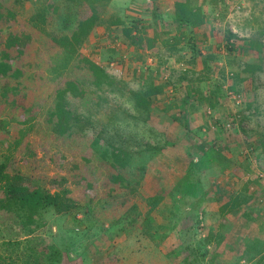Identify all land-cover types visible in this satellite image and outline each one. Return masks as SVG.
Here are the masks:
<instances>
[{
    "label": "rangeland",
    "instance_id": "374dc122",
    "mask_svg": "<svg viewBox=\"0 0 264 264\" xmlns=\"http://www.w3.org/2000/svg\"><path fill=\"white\" fill-rule=\"evenodd\" d=\"M176 1L107 0L96 17L72 0H0L4 13L14 12L0 32V55L6 51L14 68L0 76V161L10 157L30 185L65 189L73 198L69 213L51 217L52 235L41 233L58 248L60 264H264V49L251 47L252 41L264 47V0H188L206 17L195 28L193 51L182 35L171 49L156 35L175 33ZM77 18L95 24L64 65L63 37ZM133 19L144 26L129 38L124 29ZM8 32L18 48L5 49ZM79 56L102 67L107 84L95 86ZM67 79L92 100L87 109L67 96L65 108L82 120L60 134L49 112ZM146 88H153L156 107L152 133L131 128L126 99ZM21 128L27 132L17 143ZM104 140L130 151L149 147L130 155L133 166L123 169L98 148ZM204 151L212 166L189 173L172 195L190 160ZM219 153L229 165L215 158ZM246 162L254 179L244 178ZM162 191L171 193L144 230L141 213ZM237 196L245 201L231 210ZM175 207L179 213L164 223ZM6 253L0 240V255Z\"/></svg>",
    "mask_w": 264,
    "mask_h": 264
},
{
    "label": "trees",
    "instance_id": "16d2710c",
    "mask_svg": "<svg viewBox=\"0 0 264 264\" xmlns=\"http://www.w3.org/2000/svg\"><path fill=\"white\" fill-rule=\"evenodd\" d=\"M72 1L78 2V4H86L92 13L91 16L95 14L97 17V5L107 0ZM213 2H216V0ZM55 8L54 9L57 11L58 7L56 6ZM155 9L154 16L158 17L159 9ZM13 16L14 12L12 10H6V13H4L3 9L0 8V32L2 30L1 25L4 22H7L10 18H13ZM205 18L206 17L204 16L200 5L196 6L189 3L188 0L176 1L173 21L176 24L177 29L175 33L163 31V35L158 32L156 35L161 38L160 44L166 49L174 48L175 41L178 39L180 40L183 36L189 41L191 50H195V28L202 25ZM94 24L95 20L87 18H77L75 20V27L71 35L63 37L62 58L64 57V62H67L64 65L69 64L70 60L77 54V46H79L83 39L87 37ZM143 26L144 24L141 19H133L130 27H126L124 32L127 37L136 38L132 36V32H141ZM8 33L7 37L9 38V42L4 45L5 49L10 46L18 48L17 44L19 43V39L14 35H10L11 32ZM233 34H230V37H232ZM251 43V47L258 53L261 49H264L262 42L260 41H252ZM8 59L9 54L6 51L2 52L0 55V76H6L13 72L12 69L14 68H12L10 62L7 61ZM79 61L87 63H85L86 69L94 78L93 82L95 86L99 88L100 86H103V84H107L105 80L108 76L102 67L83 56H79ZM250 67L253 69L251 64ZM64 85L65 86L62 89L60 88L56 93L55 102L52 104V109L49 112L50 117L53 118L52 121H54L52 122L54 125L53 127L58 128L60 134H64L67 131L68 133L69 131L72 132L71 129L78 125L82 120L81 115L76 113L73 108H65V104L68 102V100H66L67 96L75 98V102H79L76 98L83 100L81 104L87 109H89L88 104L92 100L91 97L82 94L84 91H79V85L76 80L67 79L64 81ZM152 90L153 88L148 89V91ZM148 91L147 88L145 92L130 90L126 99L131 103V107L133 108V113L130 115V118L132 119L131 128L134 129L138 126L146 130L148 133H152L151 131L153 127L148 122L152 112L156 110V107L150 99L149 96L151 94ZM187 97H185V103L189 101V98ZM198 98H201V96ZM113 118H115V115ZM6 123L8 124V122L4 121L3 124L7 125ZM26 132L27 128L20 129L19 136L15 139L17 143L22 141ZM112 142V140H104L103 142L98 143V148L101 151H105L114 165L117 164L118 167L123 169L132 165L130 163L132 156L130 155L141 156L149 147L144 145V148L142 149L130 151L129 149L123 148L120 145H115ZM202 154L203 155H201L197 161L195 159L190 160L189 167L184 171V176L180 177L177 184H175L172 195H175L183 183L186 182L185 180L189 179V173L193 174L198 169L209 168L212 166V157H208L207 151H204ZM6 157V160L0 161V240L1 244L6 247V250H9V253L0 255V264H19V262L21 264H60L62 256L60 255L58 248L52 243H46L45 239L41 236V233L44 232L47 235H52L53 230L49 228L51 217L57 214L69 213L75 205L73 198L66 194L67 191L63 192L65 189L62 191L55 190L51 192L50 189L42 185H30L28 183L30 178L23 173L20 168L13 167L10 164V157ZM215 158H217L218 161H224L226 165L228 163V158L220 153L217 154ZM138 168L141 171L144 168V163H141ZM133 189L134 187H131V190ZM166 193L169 195L171 192H157L149 199V208L141 213V223L144 222V230H147L145 226L149 227V224L155 222L152 212H154L159 207V204L164 201ZM245 198H247V196ZM243 201H245V199H240L239 196L235 197L230 209L233 210L240 207ZM166 210L167 207L160 208L161 212H165ZM170 212L171 215L166 218L164 223L167 221L172 223V215L175 216L179 213V209L178 207H175L170 209ZM133 219L136 223L137 218L134 217ZM14 227H16L17 230H14ZM4 229H6V231H4ZM9 230L14 231L15 238L6 237L9 235Z\"/></svg>",
    "mask_w": 264,
    "mask_h": 264
},
{
    "label": "crops",
    "instance_id": "0c3cea01",
    "mask_svg": "<svg viewBox=\"0 0 264 264\" xmlns=\"http://www.w3.org/2000/svg\"><path fill=\"white\" fill-rule=\"evenodd\" d=\"M254 131H252V133H253ZM261 141V140H260ZM262 143V142H261ZM262 155V154H261ZM260 157V156H259ZM262 158V157H261ZM249 162V161H248ZM259 162V164H260V167H262V161L261 160H259L258 161ZM247 163V162H246ZM248 164V163H247ZM228 165H229V161H228ZM249 165H250V163L248 164V167L244 170V173H243V175H244V178H246V179H254V173H252V172H250V170H248V168H249ZM258 172H260V171H258ZM258 210H260V209H258Z\"/></svg>",
    "mask_w": 264,
    "mask_h": 264
}]
</instances>
